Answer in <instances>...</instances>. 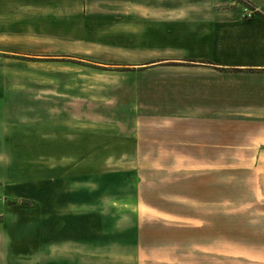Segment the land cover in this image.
<instances>
[{
  "label": "crops",
  "instance_id": "0c3cea01",
  "mask_svg": "<svg viewBox=\"0 0 264 264\" xmlns=\"http://www.w3.org/2000/svg\"><path fill=\"white\" fill-rule=\"evenodd\" d=\"M10 1L22 8L20 39L48 41L51 54L77 48L85 54L97 46L111 52L105 40L115 37L123 44L114 53L147 55L145 69L175 63L167 65V105H175L167 109V133L150 139V148L143 133L133 134L130 146H116L113 159L137 157V165L180 173L133 175L130 212L108 207L106 189L88 187L65 206L56 205L54 194L45 201L50 193L41 192L34 207L6 208L0 264H123L124 247L133 249L134 263H167V256L145 255L141 242L125 245V231L148 232L152 250L178 248L180 264H199L203 253L217 264H264V0ZM135 38L153 43L127 47ZM108 151L100 153L102 164ZM121 177H115L116 199L124 193ZM143 198L154 205H142ZM125 213L131 223L123 222Z\"/></svg>",
  "mask_w": 264,
  "mask_h": 264
},
{
  "label": "rangeland",
  "instance_id": "374dc122",
  "mask_svg": "<svg viewBox=\"0 0 264 264\" xmlns=\"http://www.w3.org/2000/svg\"><path fill=\"white\" fill-rule=\"evenodd\" d=\"M21 9L10 0H0V228L2 211L34 207L41 192L50 193L45 201L50 202L52 194L65 198L63 203L56 198L57 206H65L74 192L88 191L86 187L102 188L108 192V207L118 206L130 212L134 205L133 175L146 180L180 173L179 167L140 162L137 165V157L134 161L113 159L119 150L116 146H130L133 134L143 133V144L148 147L155 144L150 139L167 133V109L175 106L167 105V65L173 67L175 63L145 69L144 65L150 63L147 55L114 53L123 44L115 37L105 40L111 52L105 53L97 46L85 54L79 48L69 55L51 54L52 43L48 41L35 37L20 39ZM150 41L153 43L135 38L126 46H147ZM173 41L168 39L167 46L173 48ZM170 50L167 49V56H171ZM26 51L28 56L22 54ZM132 63L138 65H127ZM140 118L146 122L139 127ZM106 149L110 158L102 164L100 153ZM88 156L90 160L85 163ZM117 175L124 180L118 183L124 192L118 190L119 199L115 191ZM91 196L97 200L98 194L92 192ZM141 203L154 205L151 198H143ZM133 220L131 213L123 214L125 224ZM126 232L122 238L125 245L138 241L146 247L145 255H163L168 259L167 263L141 264H180L178 248L152 250L148 232L138 237L137 233L128 236ZM113 234L108 232L109 244L115 241ZM132 251L124 247L123 264H140L131 261ZM108 254H115V248L109 247ZM198 258L199 264H217L209 253Z\"/></svg>",
  "mask_w": 264,
  "mask_h": 264
}]
</instances>
